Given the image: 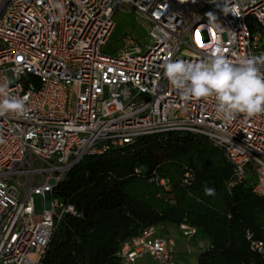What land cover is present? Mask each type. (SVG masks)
I'll return each instance as SVG.
<instances>
[{
    "label": "built area",
    "instance_id": "obj_1",
    "mask_svg": "<svg viewBox=\"0 0 264 264\" xmlns=\"http://www.w3.org/2000/svg\"><path fill=\"white\" fill-rule=\"evenodd\" d=\"M221 6L222 0H0V83L7 80L10 95L26 98L24 115H0V264H42L64 215H78L54 196L57 187L86 156L142 137L204 135L232 165L229 187L248 182L264 196V114L224 121L213 98L186 101L164 76L166 60L204 61L217 46L234 63L264 54V0H228V14ZM118 11L143 18L152 42L129 33L113 41ZM191 176L187 170L185 181ZM151 180L170 191L167 179ZM181 229L188 237L197 233L187 224ZM248 239L264 255V241L251 233ZM175 253V238L148 225L122 243L118 256L124 264L145 255L154 264H180Z\"/></svg>",
    "mask_w": 264,
    "mask_h": 264
},
{
    "label": "trees",
    "instance_id": "obj_2",
    "mask_svg": "<svg viewBox=\"0 0 264 264\" xmlns=\"http://www.w3.org/2000/svg\"><path fill=\"white\" fill-rule=\"evenodd\" d=\"M156 176L169 181L170 191L151 180ZM231 178L232 165L204 135L146 136L86 156L54 193L78 215H64L42 264H124L118 252L125 240L168 224H187L209 239L197 264H264L248 239L251 233L264 241V196L248 182L229 187Z\"/></svg>",
    "mask_w": 264,
    "mask_h": 264
},
{
    "label": "clouds",
    "instance_id": "obj_3",
    "mask_svg": "<svg viewBox=\"0 0 264 264\" xmlns=\"http://www.w3.org/2000/svg\"><path fill=\"white\" fill-rule=\"evenodd\" d=\"M221 10L225 14L231 12L228 0H222ZM207 16L216 20L212 12ZM262 67L264 54L247 56L234 63L219 46L204 61L166 60L163 64L164 76L182 99L213 98L217 116L224 121H231L238 114L246 118L264 114ZM25 112L26 98L10 95L7 80L0 83V115ZM213 193L214 189H206V194Z\"/></svg>",
    "mask_w": 264,
    "mask_h": 264
},
{
    "label": "rangeland",
    "instance_id": "obj_4",
    "mask_svg": "<svg viewBox=\"0 0 264 264\" xmlns=\"http://www.w3.org/2000/svg\"><path fill=\"white\" fill-rule=\"evenodd\" d=\"M114 22L116 24L115 30L112 34L113 41L117 42L124 34H132L136 38H141L144 44H150L152 38L149 35L148 23L132 11H118L114 16ZM36 210L40 211L42 209V200L40 197L35 199ZM181 254L175 253V259L178 260ZM187 259L193 258L191 255H186ZM183 263V262H182ZM137 264H152L151 260L143 259Z\"/></svg>",
    "mask_w": 264,
    "mask_h": 264
},
{
    "label": "crops",
    "instance_id": "obj_5",
    "mask_svg": "<svg viewBox=\"0 0 264 264\" xmlns=\"http://www.w3.org/2000/svg\"><path fill=\"white\" fill-rule=\"evenodd\" d=\"M158 230L159 234L162 236L175 238L176 253L181 254L176 261L180 264H195L197 262L199 252L206 249L210 245L209 239L198 232L191 237L186 236L181 229V226H176L174 224L161 225L158 227ZM187 254L193 256V258L188 260L186 257ZM143 259H149L152 264H154L153 258L149 255H145L140 258L137 263L141 262Z\"/></svg>",
    "mask_w": 264,
    "mask_h": 264
}]
</instances>
